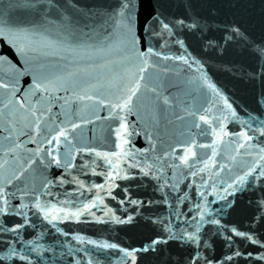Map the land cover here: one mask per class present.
<instances>
[{
  "label": "snow or ice",
  "instance_id": "6c2138e0",
  "mask_svg": "<svg viewBox=\"0 0 264 264\" xmlns=\"http://www.w3.org/2000/svg\"><path fill=\"white\" fill-rule=\"evenodd\" d=\"M0 264H264V0H0Z\"/></svg>",
  "mask_w": 264,
  "mask_h": 264
},
{
  "label": "water",
  "instance_id": "95a60500",
  "mask_svg": "<svg viewBox=\"0 0 264 264\" xmlns=\"http://www.w3.org/2000/svg\"><path fill=\"white\" fill-rule=\"evenodd\" d=\"M246 15L249 16L252 20L253 30L258 34V18H259V6L257 5L254 9H248ZM224 59L226 61H234L238 63L250 64L251 61L247 57L242 56L237 51H232L227 54ZM214 80L222 86L226 92L234 94L239 97L241 100L245 101L252 107H255L253 103V96L255 91H258V86L253 88L252 85L245 84L237 77H234L230 73L223 71L221 69L213 68L211 70ZM138 146H143L142 140H137ZM99 179V178H97ZM87 231L89 234H94V229L88 228Z\"/></svg>",
  "mask_w": 264,
  "mask_h": 264
}]
</instances>
